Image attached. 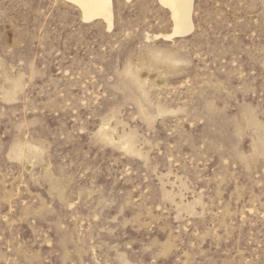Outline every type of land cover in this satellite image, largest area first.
<instances>
[{
    "label": "rangeland",
    "instance_id": "1",
    "mask_svg": "<svg viewBox=\"0 0 264 264\" xmlns=\"http://www.w3.org/2000/svg\"><path fill=\"white\" fill-rule=\"evenodd\" d=\"M112 2L0 0V264H264V0Z\"/></svg>",
    "mask_w": 264,
    "mask_h": 264
},
{
    "label": "bare ground",
    "instance_id": "2",
    "mask_svg": "<svg viewBox=\"0 0 264 264\" xmlns=\"http://www.w3.org/2000/svg\"><path fill=\"white\" fill-rule=\"evenodd\" d=\"M78 5L86 22L96 19L104 20L109 27L113 25L112 0H70ZM160 4L171 11L174 28L169 39L184 37L194 31L192 19L195 0H158ZM168 39V40H169Z\"/></svg>",
    "mask_w": 264,
    "mask_h": 264
}]
</instances>
